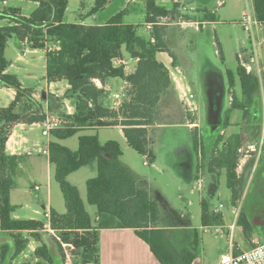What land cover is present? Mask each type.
<instances>
[{
	"label": "trees",
	"instance_id": "trees-1",
	"mask_svg": "<svg viewBox=\"0 0 264 264\" xmlns=\"http://www.w3.org/2000/svg\"><path fill=\"white\" fill-rule=\"evenodd\" d=\"M9 0H0L5 2ZM38 2L30 15L14 6L0 8V18L9 19L0 26V83L16 91L15 100L8 107H0V230L13 239V244L0 246V264H12L13 260L27 248L28 241L23 231H31L32 237L42 241L40 232L46 223L35 219L13 217L15 206L11 203V191L16 185L20 157L7 152L6 143L12 126L18 122L28 124L44 122L48 112L43 104L23 87L15 74L7 73L8 60L5 55L8 38L15 35L18 43L28 40L35 48L46 50V78L49 82L65 80L69 88L63 99H70L75 106L72 115L65 116L66 124L50 131L53 140L49 143V160L54 166V176L59 183L66 206L65 213L50 211L49 224L64 242L74 245L73 263L100 261V231L107 228H130L145 241L161 264H192L197 257L199 238L196 233L189 248L177 251L169 238V231L159 226L158 203L132 170L122 161L123 148L118 141L102 143L97 133L82 134L78 138L77 150L60 143L86 129L121 126L130 147L147 157L151 162L156 155L152 147L150 127L157 123V110L162 104L161 96L170 87L171 77L166 66L159 62V51L171 52L166 40V27L155 25L152 31L154 42L140 36L137 27L123 21L124 11L112 16L103 25H86L64 21L68 0H29ZM107 0H96L89 15L95 14ZM179 4L172 9L146 1V22H157L160 17L176 18ZM255 15L262 24L264 36V0H254ZM58 44V49H49ZM123 47L133 58L138 59L137 70L127 75L122 65H115L123 56ZM229 84L235 86V74L227 71ZM241 84V97L232 98L231 110L243 111L244 120L260 122L262 118L261 91L258 77L240 64L236 69ZM120 77L132 85L130 97L116 109L104 104L106 91L99 88L95 79L103 84L109 78ZM241 99V100H240ZM49 108L53 101L48 96ZM252 117V118H251ZM229 115L224 124L228 126ZM195 152L200 151L197 130L192 129ZM244 133L232 134L227 146L216 152L223 137H218L213 151V165L226 170L227 185L232 191L233 203L240 199L241 174H238L239 149L246 142ZM93 162L98 174L86 182L87 200L97 207L95 224L81 197L79 188L68 180V176ZM201 221L204 226L221 224V213L211 215L209 204L202 203ZM245 234L253 226L243 212L238 220ZM47 229V228H46ZM55 236V234H53ZM56 237V236H55ZM56 254L41 243L34 256L35 262L24 264H64L66 256L60 241Z\"/></svg>",
	"mask_w": 264,
	"mask_h": 264
},
{
	"label": "rangeland",
	"instance_id": "rangeland-1",
	"mask_svg": "<svg viewBox=\"0 0 264 264\" xmlns=\"http://www.w3.org/2000/svg\"><path fill=\"white\" fill-rule=\"evenodd\" d=\"M213 2H215V0H213ZM225 2V6H223L224 4L218 6L217 12H214L215 14L213 13L214 16L210 14L207 17L213 20V22L206 23L202 30L195 31L193 28L189 27L187 30L181 31L179 28H176L178 36H182L180 41L178 40L179 38L176 40L177 44L178 41L182 44L180 49H177V52L179 53L183 67L187 69L193 83L194 91L196 93L195 102L197 101L200 104V116L205 122L204 130H212L215 133L217 130H220L217 134H213V136L210 137L211 144H216L218 137H223V140L219 143L215 153L227 146V139L231 136V133L226 134L223 132L222 134L221 130H234L233 128L226 129L230 123L226 126L224 122L227 114L229 115V109L231 108L230 99H232L235 95L237 96L241 94L240 80L236 75L238 53L247 55L250 51L248 33L245 31L242 24H240L239 15L241 6L239 7L236 5L234 0H224L223 3ZM95 3L96 0H68V8L65 16L66 21L70 23L79 22L80 14L86 15L95 6ZM11 4L14 7H21L24 13L27 14L37 7L33 1H24L21 3L18 1H12ZM130 6L133 8V11L130 9V16L125 18V20L134 23L140 36L148 37L149 31L145 27V0H138L136 4L134 3ZM115 8L112 7L111 10ZM212 9L214 10V8ZM243 9L245 12L248 9L255 16L253 0L248 1V4L245 1ZM187 16L186 11H179V13L175 16L176 18L172 19L170 17L168 21L172 22L173 20L174 22H178V20H185ZM193 20H197L199 22L202 21L201 18H198L197 16L196 18L193 17ZM6 23L7 20L0 18V26L5 25ZM167 25L168 24H162L160 26L167 27ZM202 25L203 24L199 26L202 27ZM255 35L257 41H259L262 37V34L258 29L255 31ZM192 42L194 46H191ZM213 42H216V47L213 45ZM258 47V49L261 50V59L264 63V47L262 45H258ZM27 48L32 49L30 45H26L24 48L19 49L17 46L16 36H9L6 49L9 51L8 53L11 57L10 62L14 65L11 68V74L22 77L29 87L39 89L47 85L45 80L46 53L38 51L29 52L24 55L23 53ZM216 49L219 52H217ZM19 54L24 55V61L17 60ZM123 54L126 58H131L129 52L126 50V47H123ZM25 62L31 65H28ZM228 70H231L235 74V87H231L229 84L227 75ZM126 94L127 91L125 92V95H123V98L126 97ZM52 101V107L49 108L48 105L46 107L48 112L47 118L51 120L54 118L65 119V116L69 115L67 113L69 110L68 106L72 107V103L68 100H63V97L56 99L52 98ZM104 104L106 106L112 105L110 99H108V102L104 101ZM261 104L263 114V101H261ZM165 105L167 104L162 103L157 110V124H161V126L156 124L152 131V147L156 153H159L160 159L158 170L154 167V162H151L150 160L149 164L145 165V157L130 147L126 143L120 130L115 127H105L97 130H82L77 135L63 140L62 144L75 151L78 148L79 135L94 133L99 135V139L102 143H106L109 140L118 141L124 152L122 161L128 167H131L132 172L135 174L137 179L143 183L153 199H155L158 203V207L160 209V224L169 226L176 225L181 228H188V226L196 228L190 231L194 234V236L196 233L198 234L199 242L202 240L213 256L219 255L229 249V236L231 230L230 228L222 226V223L214 224L215 222H213L209 226H204L202 224V199L200 192L195 190L193 195H190L188 190L189 188L187 189L189 183L187 181L186 172L189 162V157L187 155L189 151L191 152L194 160V167L197 163L193 135L186 126L182 124L179 125V122H176L178 119L176 116H166V112L170 113L171 111H168L169 109H167V106ZM169 106H174L175 109L180 108L183 112H185L183 105L178 100L174 101L173 104H169ZM71 110L75 112V108H72ZM234 112L235 114H241L243 116V111L239 109ZM170 115H172V113H170ZM242 116H240V118H242ZM262 123V118L260 119V122H254L252 119L245 121L244 118L241 119L240 124L249 125L243 126L242 130H254L253 135H246V142L241 145V149L245 148L246 150L248 143H257L259 141L262 131ZM45 128L46 126L41 124L38 129L44 130ZM197 134L199 141H201L199 132H197ZM202 142H204V139H202ZM239 155L240 164L243 153L239 151ZM263 157L264 154L259 159L255 171H253V164L249 169L250 171L246 173L249 177L252 176L249 183L248 181H245V179H247L245 174L242 175L241 170L238 172L239 169L237 168L238 174H241L243 186L240 193V199L236 203H233L232 191L228 187L226 181L222 182L219 192L213 196H209L210 198H206L212 211L218 209L220 204L224 206L223 210L228 215V222H233L239 225L238 220L240 219L241 214L243 212L246 214L248 220L253 226V229L252 232L247 235L245 234L243 228L239 225L243 249H249L253 246L254 243L252 238L255 233H261L264 235V197L257 198L259 197L257 196V193L260 191L264 195V179L259 181L256 173L258 168V172L261 171L262 161H264ZM34 158H38L37 155L34 154L29 157L27 156L21 162L23 165L29 167L31 160ZM211 159L212 161L214 160L213 155L211 156ZM39 160L41 162L39 171L34 170L32 165L31 168L29 167V170L19 169V172L15 177L17 190H15L13 201L15 204H18L17 207L20 213H25V215H35L42 221L46 222L48 221V218L46 217V209L43 204H47L48 201L49 178L53 197V207L57 211H62L64 213L66 211V206L61 187L54 176V166H51L50 169L48 161L43 155ZM248 160H252V163H255L254 156L249 157ZM97 174V163L93 162L77 170L68 177V180L72 184L80 187L85 207L93 218V221L97 214V207L89 204L87 200L86 182L88 179L96 177ZM35 186H40L41 188L36 190ZM190 196L194 200L192 207L188 206L187 203V199ZM27 204L32 208L25 209ZM234 204L236 209L233 214L232 209ZM23 207L25 210L21 209ZM33 208L40 209L41 214H34L32 212ZM191 212V219L189 217L187 219L181 218L182 214L186 215ZM236 212L238 213L237 216ZM217 228L222 230V235L216 232ZM184 231L188 232L189 230L186 231V229H184ZM40 234L42 237L41 243L49 245L55 253L58 243L55 240L56 237L53 233L47 231L45 228L40 232ZM7 239H9V237L5 236L4 239L0 240V246L5 243L9 244ZM36 244L34 242V245ZM74 257H72V261ZM64 264H66V262H64Z\"/></svg>",
	"mask_w": 264,
	"mask_h": 264
},
{
	"label": "crops",
	"instance_id": "crops-1",
	"mask_svg": "<svg viewBox=\"0 0 264 264\" xmlns=\"http://www.w3.org/2000/svg\"><path fill=\"white\" fill-rule=\"evenodd\" d=\"M12 1H18L21 3V2L29 1V0H9L6 2H0V8L6 7V6H12V4H11ZM146 1L147 0H145V5H146ZM220 1L221 0H215V2H213V0H156L157 4H159L161 6H165L168 9H172L174 4L178 3L179 4L178 10L183 11L182 9L184 8V9H186L185 11L187 12V15H188L186 17L185 21H181V22L175 21V22L169 23L166 27L165 40H166L171 52L159 51L156 54L157 60L166 66V68L168 69V71L170 73V77H171V85L169 88H167L163 92V94L161 96V102L160 103L167 104V105H165V106H167L166 108L169 109L168 111H171L170 113H172V115H170V113L166 112V116H176L178 118L176 122H179L178 123L179 125L182 124V125L186 126L190 132L192 129H196L197 132H199V134L201 136L200 153H197V152L195 153L196 158H197V163L195 164V167H194V160H193L191 152L189 151L187 154L189 157L188 168H187V172H186L187 181L189 183V185L187 186V189L189 188L188 190H189L190 195H193V192L195 190H198L200 192V195H201L202 203H203V201H206L208 204H209V202L206 198L209 196H213L214 194L219 192V188H220L223 181L227 182V176L225 173V169L221 168L219 166L213 165V163H212L213 158L211 159V156L213 155V151L215 148V144H211L210 137H212L213 134H217V132L220 130H217L216 133L213 132L212 130H207V129L204 130L205 122L202 120V118L200 116V104L197 101L195 103H196L198 109L195 112V116L193 117V120L197 124L198 128L190 126L187 123L186 112H183L180 108L175 109L174 106L170 107L169 104H173V102L177 101V100L180 101V99H179L180 87L184 88L186 86H189V88L191 89V91L195 95V99H196V93L194 91L193 83L190 79V76L187 72V69H185V67H183L181 60H180V57H179V53L177 52L178 51L177 49H180V46H182L181 42H179L181 40L182 36H178V32L176 31V28H179L181 31H185L189 27L193 28L195 31L202 30V28H204V25L206 23L213 22V20H211L210 18H207V17L210 14H212V16H214V14H215L214 12H217V10H218L217 8L219 5H221V4L222 5L224 4L223 6L226 5V2L223 3L224 0H222V3H220ZM245 1L248 4V1H251V0H234L236 5H238L239 7L241 6V11H240V15H239L240 21L242 20L243 16L249 11L247 9V11L245 12L243 9V5H244ZM33 2L35 3L36 6H38V2H35V1H33ZM137 2H138V0H136L135 2H132L130 0H107L104 3L103 7L100 9V11H98L97 13L92 14V15H89V12L86 15L80 14L79 22H77V23H83L86 25H103V24L107 23L108 20L112 16H114L115 14H117L121 11H124L125 13H124L123 21L125 23L134 25V23H131L130 21H126L125 18L130 16L129 15L131 12L130 9H132V11H133V8H131L130 5L134 4V3L136 4ZM253 2H254V0H253ZM112 7H114V8L116 7V8L111 10ZM19 8H21V7H19ZM212 8H214V10ZM22 12L24 15L28 16V15H30V13L32 11L27 14V13H24V11L22 9ZM66 13H67V11H66ZM65 16H66V14H65ZM196 16L198 18H201L202 21L199 22L197 20H193V17L196 18ZM5 20H7V23L5 25L9 24L10 20L7 18H5ZM64 21L67 22L65 17H64ZM201 24H203L202 27L199 26ZM2 26H4V25H2ZM152 37H153L152 32L151 33L148 32V37H145V38L152 40ZM177 39L179 40L178 44L176 41ZM26 45H30L32 47V49L27 48L23 53L24 55H26V53H29V52H38V51H43L46 53V50H47L46 48L45 49H38V48L33 47L28 42V40H25L24 42H21L20 44L17 41V46L19 49L24 48ZM213 45L216 47V42H213ZM191 46H194L193 42H192ZM216 51L219 52L217 49H216ZM8 52L9 51L6 49L5 55H6V58L8 60V63H9L6 72L11 74V68L14 65L11 64V62H10L11 57H10ZM122 53H123V51H122ZM23 54H19L17 57V60L24 61V55ZM238 54H240V53H238ZM130 57L131 58L128 59L123 54L121 59H117L115 61V65H117V66L122 65L124 67L125 73L127 75L133 74L137 70V67H138V59L133 58L131 55H130ZM184 61H185V59H184ZM25 63L28 65H31L27 62H25ZM46 63H47V59H46ZM172 74L176 75V80H174V78L172 77ZM17 76L20 79L21 83L23 84V87L26 88L27 90H29L32 93L33 97H35L38 101H40L43 104V107H44L46 112H47L46 107H47V105L49 106L48 96H50L53 99H56L59 97L61 98L65 94L66 90L69 88V84L65 80L56 81V82H49L46 78V73H45V80L47 82V85L42 87V88H39V89L29 87L27 85V83H25V81L22 77H20L19 75H17ZM95 83L99 88H103L106 91L105 101L108 102V99H110L112 105H110L109 107H111V108H114L115 103L118 102V100H119V97H120V103H123L126 99H128L130 97L132 85H131V83H129L128 81H126L120 77L109 78L107 80V82L104 84L99 79H95ZM126 91H127L126 97L123 98V95H125ZM237 97L240 98L241 94L237 95ZM15 98H16V91L14 89L8 88V87H6L0 83V107H8L15 100ZM63 100H66V101L68 100L69 102H71L70 99L65 98ZM231 104H232V99H230V105ZM72 108L73 109L75 108L73 103H72V107L68 106L69 110L67 113L69 115H72L74 113L71 110ZM229 110H230V122H229L230 124L226 129H232L233 128L234 130H221V131L225 132L226 134L231 133V135L237 134V133H244V134H247L248 136L253 135L254 130H242L243 126H249V125L248 124H246V125L240 124L243 116L241 114H235V112H234V111H237L238 109H233V110L229 109ZM240 116H242V118H240ZM156 124H154L150 127L151 137H152L153 128H155ZM40 125H41V122L31 123V124H28L26 122L15 123L12 126V130H11L12 139L9 142V144L6 143L7 152L9 154L13 155V153H11V151H10L9 146H11L10 144H12L15 139H18L19 141L21 140L22 148H24V149L32 148L36 144H42L44 146L49 145V143L53 140V138L51 137V135H48V136L43 135V133H42L43 130L38 129L40 127ZM157 125L161 126V124H157ZM113 127L118 128L120 130L122 136L124 137L126 143L128 144L127 139L123 133L122 127L121 126H113ZM236 128H237V130H236ZM92 129H94V128H92ZM94 130H96V129H94ZM254 134H256V133H254ZM152 139H153V137H152ZM202 139H204V142H202ZM62 141L63 140H60L59 142L62 143ZM35 155H37L38 158H34L33 160H31V162L29 164L30 168L32 165L34 170L39 171L40 164H41L39 159L43 155L44 157H46V159L48 161L49 168L51 169V166H53V165L51 164L48 155H44V154H35ZM155 155H156V158H155L153 165L158 170L159 165H160L159 164V161H160L159 153L155 152ZM17 156L20 157L19 169H22V170L28 169L29 170V167L23 165L21 162L25 157H27V155H17ZM249 161L250 160L242 161L243 169L241 171V174L242 175L245 174V177H247V179H245V181H248V183H249V180L251 179L252 176L249 177V175H246V173L250 171L249 170L250 167H252V165L254 164V163H252L253 162L252 160L250 162ZM129 168L131 169V167H129ZM19 169H18V172H19ZM255 170H256V168H255ZM258 170H259V168H258ZM258 170L256 173L258 175V180L260 181V180L264 179V161H262L261 171L258 172ZM71 175H72V173L69 176H71ZM199 178H202V180H203V185L200 189H198L196 186L197 180ZM40 188L41 187L39 186V189ZM78 188H79V191L81 194L80 187H78ZM39 189H36V190H39ZM48 189H49L48 190V201H47V204H45V203L43 204L44 208L46 209V211H45L46 214L50 213V211L52 209H55L53 207V197H52V193H51L50 178H49V183H48ZM15 190H17V183L11 191V203L13 204V206H15V210L13 212V217L17 218V219H35V220L42 221L41 219H39L35 215H25V213H20L18 211L19 210L17 207L18 204H15V202L13 201L14 195H15ZM255 196H256V194H255ZM257 196H259L257 198L264 197V195L261 191L259 193H257ZM81 197H82V194H81ZM187 203H188V206L192 207L194 200L191 198V196L188 197ZM221 205L222 204H220L219 208L216 209L215 211H212V209L210 208V204H209V208H210L211 215H214L216 213H221L222 217H223V222L221 225L224 227L230 228L231 232H230V236H229V242H230L229 248L232 246L234 249V252H236V253L242 252L244 250H248V249L242 248L240 226L237 225L236 223L227 221L228 215L223 210L224 206L223 205L221 206ZM28 208L31 209L32 207L27 204L25 209H28ZM21 209H24V207ZM235 209H236V206L234 204L233 209H232L233 214L235 212ZM32 212L34 214H37V215L41 214V210L38 208H33ZM58 212L63 213L62 211H58ZM191 215H192V212L188 213L186 215L182 214L181 218L187 219L189 217L191 219ZM46 217H47V215H46ZM92 220H93V218H92ZM95 220H96V217L93 221V224H95ZM45 223L47 225L49 223V221H46ZM159 226L166 228L169 231L170 241L177 251L180 252L183 249L190 247L191 242L194 238V234L190 230L196 229V228L189 227V226H188V228H181V227H177L176 225L175 226H171V225L169 226V225H163V224H159ZM184 229H186V231H188V230L189 231L185 232ZM31 233H32L31 231H23L24 237L27 240H29L28 244H27V248L24 249L13 260L12 264H24L25 262H29V261H31L33 263V262L38 260V258L34 256V252H35L36 248L39 245H41V242L36 240L34 237H32ZM5 236L9 237V239H7L9 241L8 243L10 245H12L13 239L10 236H8L5 232L0 230V240L4 239ZM252 239H253V243H254L253 246H254L258 240H264V235H262L261 233H255L253 235ZM34 242H35V244L38 243V244H36L37 246L34 245ZM99 249H100L99 250L100 261L98 263L89 262V263H80V264H161L158 261V259L154 256V254L151 252L149 245L145 241H143L140 237H138L136 235L135 231L133 229H130V228H127V229H125V228L102 229L100 231ZM228 250L226 252L220 253L219 255L213 256V254H211V251L209 252L207 246L201 240L199 243L198 251H197V257L195 258V260L193 261L192 264H220L222 256L224 254H226L228 252Z\"/></svg>",
	"mask_w": 264,
	"mask_h": 264
},
{
	"label": "built area",
	"instance_id": "built-area-1",
	"mask_svg": "<svg viewBox=\"0 0 264 264\" xmlns=\"http://www.w3.org/2000/svg\"><path fill=\"white\" fill-rule=\"evenodd\" d=\"M132 2H135L136 0H130ZM6 2V1H5ZM222 3V0L220 1ZM185 11L186 9H182ZM169 17H160L157 22H146L145 27L149 32H152L155 25H162V24H169L174 22H169ZM179 22L185 21V20H178ZM166 22V23H165ZM240 24L244 27L245 31L248 33V37L250 40V51L247 55L245 54H238L239 62L240 64L247 70L248 73L255 74L260 83V91L262 94V101H263V107H264V63L261 59V50H259L258 45H262L264 47V36L262 35L261 39L257 41L255 31L258 29L260 32H262V24L258 21L256 18V15L254 16L250 11H248L240 21ZM262 34V33H261ZM154 38L152 37V41L154 42ZM59 45H50L49 49H58ZM172 77L174 80H176V75L172 74ZM179 99L181 104L183 105V108L187 114V123L190 126L197 127V124L194 122L193 117L195 116V112L197 111V105L195 103V95L189 88V86H186L184 88L180 87V94ZM122 103H120V97L118 102L115 103L114 108L118 109ZM262 131L259 137V141L257 143H248L246 146L247 149H239L240 152L243 153V157L241 159V163L238 165V172L243 169L242 161L248 160L249 157L254 156L255 157V163L253 166V171L257 167V163L261 156L264 154V109L262 114ZM67 120L63 118H54L53 120L47 118L44 122H41V124L45 125L46 128L42 131L43 135L48 136L51 135L50 131L54 128H58L60 126H63L66 124ZM223 134V132H222ZM12 139V134H10L7 144ZM10 151L13 153V155H27L31 156L34 154H44V155H50L49 152V145H42V144H36L32 148L24 149L22 148V142L18 139H15L12 144H10ZM200 153V151H199ZM145 164H149V159L145 157ZM198 184V185H197ZM203 185L202 178H199L197 180L196 186L198 189H200ZM36 189H39V186L35 187ZM222 206V205H221ZM48 221L50 219V213L46 214ZM238 213L236 212V216ZM46 228L51 233L55 234L57 239L60 241L65 256H66V264H73L72 261V251L74 250V245L71 242H64L61 238H59L54 230L50 228V224L48 223L46 225ZM208 229V228H207ZM216 232L222 235V230L220 228L216 229ZM220 264H264V240H258L253 247H251L248 250H244L242 252L236 253L234 252L233 247L231 246L226 254H224L221 258Z\"/></svg>",
	"mask_w": 264,
	"mask_h": 264
}]
</instances>
